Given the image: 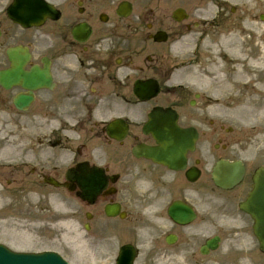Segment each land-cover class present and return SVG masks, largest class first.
I'll return each instance as SVG.
<instances>
[{
    "label": "flooded vegetation",
    "instance_id": "obj_1",
    "mask_svg": "<svg viewBox=\"0 0 264 264\" xmlns=\"http://www.w3.org/2000/svg\"><path fill=\"white\" fill-rule=\"evenodd\" d=\"M47 1L59 17L27 28L0 9V71L8 85L0 84V191L14 202L33 198L36 206L58 191L78 203L74 210L87 243L135 246L139 240L148 260L169 264L201 258L214 214L226 213L231 233L249 237L231 242L235 256L248 245L237 261L264 264L251 219L237 209L263 154L254 166L243 162L241 190L215 187V161L242 159L243 149L233 146V130L194 113L202 96L188 85L190 57L174 50L183 39L223 35L241 20L238 8L230 0H127L121 10L113 0ZM175 8L181 20L171 17ZM14 46L22 50L12 52L13 80ZM137 84L142 94L153 87L158 92L140 100ZM15 97L24 106L16 107ZM161 105L175 112L179 128L193 127L196 139L186 153L165 147V162H156L136 149L157 147L143 128L151 109ZM78 180H95L101 188L94 198L79 200ZM179 206L192 210L190 223L173 219L185 214Z\"/></svg>",
    "mask_w": 264,
    "mask_h": 264
},
{
    "label": "rangeland",
    "instance_id": "obj_2",
    "mask_svg": "<svg viewBox=\"0 0 264 264\" xmlns=\"http://www.w3.org/2000/svg\"><path fill=\"white\" fill-rule=\"evenodd\" d=\"M231 1L232 3H238L241 0ZM4 2L5 0H2L0 5H2ZM231 32L236 37L234 38L236 45L234 48L236 50H230L232 48L228 47V42L224 41L223 39L220 41L206 39L208 41L205 42L192 40L187 43L189 46H192L197 50L198 54H200L201 60L204 61V63L211 69L217 68L219 71H224V73L219 76L221 78H228L235 71V69H242L244 67V64L241 62V56H239L237 53L245 56L252 53L251 49H254V52H257L254 47V42L256 41L257 36L258 39H263L259 40V42L264 44V24H260L258 29L254 28V24H251L250 26H244L241 24L236 28H233ZM231 42H233V39ZM197 60L200 62L199 59ZM213 73L215 72L211 70H208L207 72V74ZM226 80L227 82L221 80L219 82L216 80L213 81V78L210 80V88L213 89L214 92L208 91L211 94H214V97L216 98L215 109L220 111L222 114L228 115L227 123L236 129V132L243 135L244 141H246L244 142V145L248 146V144H252L253 146L259 147L257 151H264V96H261L255 91L248 92L246 88H240L237 86L238 83L234 82L235 78L232 79L230 77ZM248 100H250L251 103H248ZM62 202L67 203L66 200H63ZM52 206L54 207L53 204ZM44 209H46V207L41 205L40 212L38 213V224L42 226L41 230L50 229L52 224L48 225L46 222H51L52 220L58 222L63 214L62 209L59 206H55L54 210L50 214ZM14 220L16 222L9 224L6 223V229H1L4 227L3 224L0 225V239L20 247L16 249H52L61 253L73 264H92V261L87 260L86 256H84L85 250H83L81 247H78L76 244H73L74 241L68 243V241L61 239V233H59V237L57 235H51L49 238L46 232H35L33 231L37 230L35 227L23 225L19 218L14 217ZM217 222L219 225L226 226V221L224 218L217 220ZM54 227L60 228L61 226L56 225ZM219 227H217L216 232L219 231V234L225 238L226 230H224V228L220 230ZM26 229H31V231H27ZM14 230H17L18 233L13 232ZM24 230L27 231L28 234L27 236L22 235L21 237L20 232ZM224 247L225 245L223 248ZM226 252L227 251L224 250L216 254L215 262H228L226 259H224ZM107 261H109V259L103 260L99 263L96 262L95 264H105Z\"/></svg>",
    "mask_w": 264,
    "mask_h": 264
},
{
    "label": "bare ground",
    "instance_id": "obj_3",
    "mask_svg": "<svg viewBox=\"0 0 264 264\" xmlns=\"http://www.w3.org/2000/svg\"><path fill=\"white\" fill-rule=\"evenodd\" d=\"M233 42L228 41L227 46L232 48L230 50H236L234 47L235 45V39L232 37ZM258 39L254 42V47L257 52H254V49H251L252 53L251 55H241L237 53L239 56H241V62L244 64V67L237 68L235 71L228 77V78H221L219 77V70L217 68L211 69V71H214L213 76H199L196 75V78L201 81L205 82L206 84L211 83V79L213 78V81L216 80L217 82L225 81L226 79H229L230 77L233 79L235 78L236 83H238L237 86L240 88H246L248 92L255 91L259 93L261 96H264V44L262 42H259ZM233 82V83H234ZM259 95V96H260ZM248 103H251L250 100L247 101ZM215 104V102H212ZM62 204H59L61 206ZM68 220H63L62 222H59L57 225H67ZM59 233H61V239L68 241L70 238V233L68 231H64L63 229H56L55 235L59 237Z\"/></svg>",
    "mask_w": 264,
    "mask_h": 264
},
{
    "label": "water",
    "instance_id": "obj_4",
    "mask_svg": "<svg viewBox=\"0 0 264 264\" xmlns=\"http://www.w3.org/2000/svg\"><path fill=\"white\" fill-rule=\"evenodd\" d=\"M229 179L230 181L232 180L236 181L239 179V177L236 176L235 174H232L229 177ZM253 180H254V188L251 191L250 196L248 198L249 205L247 207L249 208V211L256 220V224H255L256 234L260 239L261 248L264 250V168L259 169L255 173ZM39 258H41V256H39ZM13 262L14 264L23 263L22 260H20L19 262L14 260ZM6 264H11V260H7Z\"/></svg>",
    "mask_w": 264,
    "mask_h": 264
}]
</instances>
